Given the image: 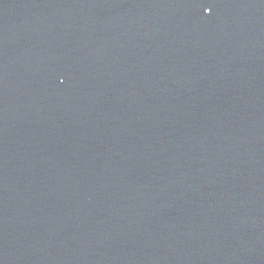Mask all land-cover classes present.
<instances>
[{"label": "water", "instance_id": "obj_1", "mask_svg": "<svg viewBox=\"0 0 264 264\" xmlns=\"http://www.w3.org/2000/svg\"><path fill=\"white\" fill-rule=\"evenodd\" d=\"M0 264H264V0H0Z\"/></svg>", "mask_w": 264, "mask_h": 264}]
</instances>
